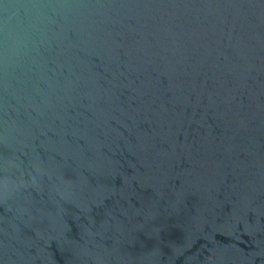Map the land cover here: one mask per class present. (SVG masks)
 Listing matches in <instances>:
<instances>
[{
	"label": "water",
	"instance_id": "1",
	"mask_svg": "<svg viewBox=\"0 0 264 264\" xmlns=\"http://www.w3.org/2000/svg\"><path fill=\"white\" fill-rule=\"evenodd\" d=\"M0 264H264V0H0Z\"/></svg>",
	"mask_w": 264,
	"mask_h": 264
}]
</instances>
